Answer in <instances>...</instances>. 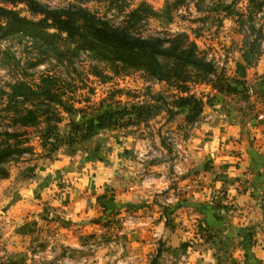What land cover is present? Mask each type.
I'll return each instance as SVG.
<instances>
[{
  "label": "rangeland",
  "instance_id": "rangeland-1",
  "mask_svg": "<svg viewBox=\"0 0 264 264\" xmlns=\"http://www.w3.org/2000/svg\"><path fill=\"white\" fill-rule=\"evenodd\" d=\"M38 1L71 21L81 23L80 12H87L130 34L160 36L164 46H193L212 70L159 55L164 76L158 79L144 65L127 66L80 48L78 39L53 27H37L41 33L0 31V142L18 150L2 163L7 174L0 175V264H184L192 242L202 236L198 231L207 227L173 216L187 201L182 192L187 184L176 178L177 197L167 199L171 196L163 191L153 201L165 224L181 230L175 246L167 238L161 241L162 235L139 237L132 216L110 209L101 193L94 197V215L73 220L58 214L53 201L67 181L49 184L45 197L24 189L36 164L61 148L77 154L92 149V158L102 159L107 155L102 150L128 145L121 151L126 158L146 163L156 155L179 176L178 144L199 116H264V0ZM0 5L34 21L42 16L25 2L0 0ZM0 22L8 20L0 17ZM104 112L110 119L81 140L86 121ZM137 142L142 149L136 151ZM207 204L235 205L216 198ZM254 226L247 234L264 247V220ZM239 252L232 247L223 258L231 264H264V248L259 255Z\"/></svg>",
  "mask_w": 264,
  "mask_h": 264
},
{
  "label": "crops",
  "instance_id": "crops-1",
  "mask_svg": "<svg viewBox=\"0 0 264 264\" xmlns=\"http://www.w3.org/2000/svg\"><path fill=\"white\" fill-rule=\"evenodd\" d=\"M187 131L177 149L181 157L177 167L182 175L170 173L167 161H160L156 155L146 163L142 158H126L121 151L128 145L102 150L107 153L102 159H93L92 149L78 150L77 154L61 148L53 158L36 164L37 171L22 189L45 197L49 184L67 181L70 184L53 201L58 214L73 220L94 215L95 199L101 193L105 195L102 199L109 201L110 209L117 208L120 214L132 216L133 230H138L139 237L150 234L153 240L162 235L161 241L167 238V243L175 246L180 243L176 236L181 230L178 225L170 228L165 224L153 201L163 191L172 200L177 197L173 193L174 182L187 184L182 189L187 201L173 211V216L188 223L198 220L207 228L198 231L202 236L198 242H192V251L184 264H231L223 256L232 247L239 253L255 251L259 255L263 243L247 231L252 232L254 224L264 220V207L260 205L264 201V116H199ZM139 149L142 147L137 142L135 150ZM169 152L171 156L175 154L173 150ZM169 164L174 163L170 160ZM174 178L178 180L173 182ZM215 198L235 205L210 207L209 199ZM195 200L201 208H195ZM29 202L31 206L33 202ZM154 235L157 236L152 238Z\"/></svg>",
  "mask_w": 264,
  "mask_h": 264
},
{
  "label": "trees",
  "instance_id": "trees-1",
  "mask_svg": "<svg viewBox=\"0 0 264 264\" xmlns=\"http://www.w3.org/2000/svg\"><path fill=\"white\" fill-rule=\"evenodd\" d=\"M12 1L25 2L31 10L42 14V16L34 21L11 8L0 5V17H5L8 20L5 24L0 22V31L4 34L14 32L16 28L31 33L37 31L41 33L37 27H53L58 32L78 39L80 48L89 49L103 59L118 61L127 66L144 65L158 79H162L164 76L158 59L159 55L170 56L185 64L212 70L211 64L204 62L196 55L193 46L183 48L179 44L164 46L165 39L160 36L141 37L130 34L118 26H111L107 20L87 12H80L81 23H78L63 16L58 9H50L38 0ZM166 105L171 112V107ZM108 117L110 119V112L89 118L86 121V126L80 130L79 138L81 140L88 138L93 132L94 126L102 127L105 124V118ZM188 117L194 118L193 116ZM0 143V175L4 176L7 174V169L2 163L18 150L10 144L4 146L2 142Z\"/></svg>",
  "mask_w": 264,
  "mask_h": 264
}]
</instances>
